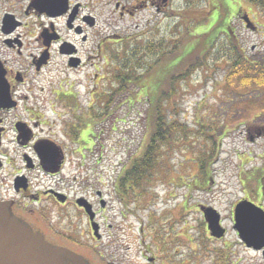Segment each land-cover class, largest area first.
I'll return each instance as SVG.
<instances>
[{
    "label": "rangeland",
    "instance_id": "1",
    "mask_svg": "<svg viewBox=\"0 0 264 264\" xmlns=\"http://www.w3.org/2000/svg\"><path fill=\"white\" fill-rule=\"evenodd\" d=\"M5 1L0 0V17ZM97 1L104 5L105 35L116 34V42L120 41L105 49L111 56V67L113 54L118 58L120 49L125 52L135 41L156 42V54L171 51L175 45L179 49L194 24L183 21L177 12L186 11L188 18L200 20L207 11V0H169L167 7L158 12L138 7L146 0ZM234 2L233 10L240 11V17L253 16L259 26L258 31H250L231 17L232 43L239 53L236 55L243 62L244 58L264 62V13L243 0ZM120 6L134 11L120 14ZM221 42L222 53L214 50L205 59L206 67L189 74L185 81L178 79L174 93L171 91L173 97L163 101L166 115L187 125L189 138H179L168 150L164 168H160L144 200L136 202L132 197L124 207L113 198L106 209L110 217L107 220L116 229V251L126 264H145L146 254L156 257L160 264H264L261 252L246 248L232 228L233 208L241 200L264 210V116L256 119L264 99L260 100L262 94L257 87L227 89V59L223 56L226 44L224 39ZM121 100L116 98V112L99 125L95 153L89 155V168L95 159L100 160L94 177L101 181L98 189L109 197L121 166L135 155L147 136V101L142 98L129 106ZM203 158L210 164L207 180L199 173ZM258 170L263 171L262 179L255 183L253 176ZM201 207H210L220 215V226L225 231L222 237H210ZM159 237L166 243L164 248L157 245ZM116 251L111 248L102 252V261H116Z\"/></svg>",
    "mask_w": 264,
    "mask_h": 264
},
{
    "label": "flooded vegetation",
    "instance_id": "2",
    "mask_svg": "<svg viewBox=\"0 0 264 264\" xmlns=\"http://www.w3.org/2000/svg\"><path fill=\"white\" fill-rule=\"evenodd\" d=\"M13 1L4 2L0 17V64L9 95L0 100V204L8 203L49 243L91 264H126L116 251L115 226L105 214L111 199L124 206V197L115 190L116 179L112 197L98 189L101 181L94 171L99 159L89 168L98 127L116 112V54L111 67L105 49L119 41L116 34L105 35L104 5L67 0L65 12L51 17L38 13L34 0ZM226 1L225 14L243 28L247 18L253 31L259 30L253 16L240 17L234 0ZM168 4L146 0L138 7L158 12ZM122 7L120 14L134 11ZM114 10L116 14V2ZM216 11L223 18L224 12ZM6 16L16 26L8 33L2 30ZM227 23L231 26V18ZM158 240L164 248L166 243ZM111 248L116 261L104 263L102 252ZM144 261L160 264L147 254Z\"/></svg>",
    "mask_w": 264,
    "mask_h": 264
},
{
    "label": "trees",
    "instance_id": "3",
    "mask_svg": "<svg viewBox=\"0 0 264 264\" xmlns=\"http://www.w3.org/2000/svg\"><path fill=\"white\" fill-rule=\"evenodd\" d=\"M243 1L264 13V0ZM216 2L218 4H215ZM206 4V14L200 20L188 18L187 14L186 16L184 14L186 11L177 12L183 21L190 20L188 22L194 24L185 35L179 49L175 45L176 48L171 51L156 54L154 45L156 42L138 44L135 41L131 43L129 49H124L125 52H121L123 51L121 48L119 57H116V98L121 97L122 103L126 102L129 106L143 98L148 105L145 112L147 136L135 155L121 166L116 177L115 190L121 194L120 197H124L125 204L132 197L137 202L148 196L150 186L159 177L160 168H164L165 157L170 152L168 150L178 143L179 138L185 140L189 138L190 130L187 125L167 116L164 102L166 98L173 97L171 91L174 93L175 82L177 83L178 79L185 81L189 74L206 67L205 59L209 58L214 50L222 53L220 49L223 48L222 39L226 44L223 56L227 59L225 74L227 89L250 90L257 87L262 94L259 99L261 101L264 99L262 93L264 62L262 59L245 58L243 62L242 58L236 55L238 48L232 43L234 33L227 23L232 16L228 12L225 14L227 1L207 0ZM216 8L224 12L223 18L219 17ZM197 60L200 63H196ZM163 69L166 70L162 71ZM260 107L256 119L264 116V101ZM209 165L207 158L200 160L199 173L203 180L208 179ZM262 174L263 171L258 170L253 176V182H260Z\"/></svg>",
    "mask_w": 264,
    "mask_h": 264
},
{
    "label": "water",
    "instance_id": "4",
    "mask_svg": "<svg viewBox=\"0 0 264 264\" xmlns=\"http://www.w3.org/2000/svg\"><path fill=\"white\" fill-rule=\"evenodd\" d=\"M67 0H34L33 8L40 14L58 17L66 10ZM249 26V21H245ZM12 17L2 21V30L10 32ZM8 90L0 64V100L8 99ZM211 236L220 238L224 229L220 215L212 208L201 207ZM233 230L248 249L260 251L264 259V210L248 200H241L233 209ZM0 264H90L70 250L49 243L44 236L15 216L8 203L0 204ZM112 264V263H109Z\"/></svg>",
    "mask_w": 264,
    "mask_h": 264
}]
</instances>
